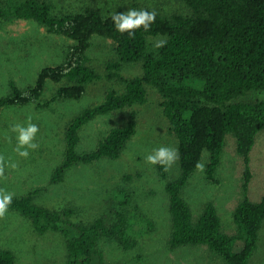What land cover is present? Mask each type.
<instances>
[{"label":"trees","instance_id":"16d2710c","mask_svg":"<svg viewBox=\"0 0 264 264\" xmlns=\"http://www.w3.org/2000/svg\"><path fill=\"white\" fill-rule=\"evenodd\" d=\"M182 1L183 9L172 13L150 5L138 6L137 10L155 11L156 19L148 31L141 27L130 37L128 32L120 33L112 20V15L127 12L124 6L107 14L92 3L58 11L53 0H0V24L4 19H32L50 32L75 41L66 48L62 62L40 71L34 86L20 88L11 81L12 91L0 98V109L39 104L49 80L66 82L59 86L54 100H80L100 77L90 63L92 39H111L116 44L117 59L108 62V76L118 78L124 88H110L102 103L74 117L66 130L64 161L55 169L52 181L63 180L77 163L121 156L137 132L135 113L125 124L111 128L93 150L78 151L79 129L99 114L144 104L147 85H151L160 94L180 154L181 172L166 183L172 218L170 247L207 245L226 264H252L264 226V196L253 201L248 194L250 154L257 134L264 129V98L247 101L241 97L249 90H264V0ZM158 34L166 36V43L154 52L149 36ZM139 60L143 62L142 74L127 77L121 72L124 63ZM228 133L235 135L245 164L244 197L233 213L234 233L223 229L213 202L195 218L182 194L205 150L210 153L206 175L217 181ZM157 165L167 178L168 172ZM104 203L105 211L88 221L75 219V206L51 208L35 202L32 195L12 197L9 209L27 216L35 232H53L62 238L67 264H142L141 253L128 260L109 261L100 242L112 239L124 249H135L151 236L154 221L133 203L128 188H112ZM0 264H16L14 251L0 249Z\"/></svg>","mask_w":264,"mask_h":264},{"label":"rangeland","instance_id":"374dc122","mask_svg":"<svg viewBox=\"0 0 264 264\" xmlns=\"http://www.w3.org/2000/svg\"><path fill=\"white\" fill-rule=\"evenodd\" d=\"M58 11L77 8L84 3L97 4L107 14L119 6L138 9L150 5L165 13L181 11L182 0H53ZM70 6V7H69ZM165 35L149 36L150 50L157 52V44ZM75 41L67 36L50 32L32 19H4L0 24V98L12 91L11 81L20 88L34 86L40 71L48 65L63 61L66 48ZM90 63L100 77L90 84L80 100H54L60 85L66 82L48 81L40 103L7 105L0 109V155L5 158L4 177L0 189L14 196L32 195L34 201L51 208L75 206V219L91 220L105 211V199L114 187L128 188L133 203L140 206L155 223L151 236L135 249H124L112 239L102 240L100 246L111 262L130 259L137 253L142 264H226L220 255L207 245H183L172 249L168 243L172 218L170 198L166 190L168 180L181 172L177 137L170 131L159 92L148 87V100L110 113L99 114L79 129V152L96 148L111 128L125 124L132 113L138 119L137 132L128 141L121 156L103 157L92 163H77L61 181H52L53 173L65 158L66 130L76 115L102 103L110 88L123 90L124 83L110 78L108 62L117 59L116 44L109 38L95 36L89 49ZM142 61L124 63L121 72L127 76L142 74ZM264 98V90H249L242 100ZM38 125L36 150L29 149L28 158L16 151L18 133L12 126H26L28 118ZM178 149L179 159L167 170L164 178L158 165L146 162V157L160 147ZM252 178L248 194L253 201L264 196V129L256 136L251 150ZM210 153L205 150L200 161L204 170L196 169L182 194L189 202L193 215L198 218L207 203L213 202L222 219L223 229L234 233V210L244 197L245 164L237 151L235 135L228 133L222 162L217 170V181L206 175ZM15 165L12 167L11 165ZM107 201V200H106ZM53 232H35L30 219L9 209L0 218V249H11L16 264H67L66 244ZM252 264H264V226L259 247Z\"/></svg>","mask_w":264,"mask_h":264},{"label":"clouds","instance_id":"9594fccd","mask_svg":"<svg viewBox=\"0 0 264 264\" xmlns=\"http://www.w3.org/2000/svg\"><path fill=\"white\" fill-rule=\"evenodd\" d=\"M156 15L157 13L155 11L129 9L127 12L112 15V20L120 33L128 32L130 37H134L135 31L141 27H143L145 31H148L151 24L155 22ZM165 43L166 41H161L157 44V47H161ZM31 119V117L28 118L26 126L21 124L12 126V131L18 133V143L15 151L24 158H28L30 155L29 149L36 150L39 148V144L35 142L39 127L32 123ZM178 159V149L162 146L158 149H154L153 152L146 157V162L153 165L159 164L167 171ZM11 166L15 167L14 164ZM196 168L203 171L204 165L197 162ZM4 171L5 158L0 155V177H4ZM11 203L12 194H8L4 189H0V218L5 216Z\"/></svg>","mask_w":264,"mask_h":264}]
</instances>
